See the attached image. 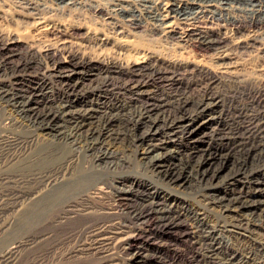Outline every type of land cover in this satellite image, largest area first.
<instances>
[{"label": "bare ground", "instance_id": "6f19581e", "mask_svg": "<svg viewBox=\"0 0 264 264\" xmlns=\"http://www.w3.org/2000/svg\"><path fill=\"white\" fill-rule=\"evenodd\" d=\"M91 2H17L20 18L25 22L30 19L37 27L36 36L51 37L55 43L52 46L54 50L51 47L37 55L32 45L28 44L29 39L34 40L33 36L27 38L9 32L0 37V56L13 58L24 52L30 57H37L34 58L37 62L16 65L8 80H0V102L13 109L32 131L28 141L14 144L13 152L7 155V164L22 168L24 165L58 160L64 148H73L78 144L95 154L94 163L97 164L112 158L114 149L121 148L131 152L139 166L150 172L167 190V193L149 194V199L135 213V217L172 236L174 244L181 246L182 250L169 245L170 249L165 251L170 257H162L160 247L155 248L153 239H147L145 246H140L142 234L120 226L99 229L96 236L101 237L100 244L109 245L115 240L125 254H130L129 264H143L145 261L154 264H264V182L259 179L247 181L242 177L240 168L224 174L226 159L216 157L197 145L198 135L208 132L213 135L217 131L215 126L221 119L224 105L215 87L223 81L222 76L234 79V83L241 77L237 84L257 94L247 106L238 110L239 114L252 106L264 108V0H112L106 8ZM83 11L94 13L97 24L103 23L101 26L111 25L116 36L121 38L131 37V32L140 30L147 20L150 24L147 28L149 37L157 35L195 47L205 55L210 53L212 63L210 67L194 63L184 53L171 57L143 53L138 60L125 61L114 53L113 56L118 58L101 53L103 51H99V57L106 62L98 63L97 59L88 58L75 49L78 45L74 37L79 34V25L77 28L65 17H73L80 22ZM121 25L126 26L130 33L124 31ZM199 25L203 27L198 29ZM96 42L101 47L109 45L106 40ZM253 51L258 55L260 64L251 73L248 59ZM32 68H36L41 76L54 78L65 86V92L45 102L42 110H38V106L44 97L36 92V87L28 94L9 87L23 81L19 72ZM180 69L193 77L192 84L197 87V94L158 98L157 93L162 86L179 84L177 76ZM250 74L256 76L248 77ZM95 77L102 79L100 85L92 87L95 102L83 100L79 107L76 106L72 94L81 90L85 82H95ZM110 84H115L119 93L129 95V103L135 107L143 101L138 109H134L137 110L135 117L126 114V105L108 107L99 103L98 96ZM258 117L260 120L254 127L255 134H250L253 136L249 138L258 139L259 145L264 146V111ZM6 120L12 128V120ZM121 125H125L124 128ZM130 127L136 130L135 133L130 131ZM39 136L46 138L40 140ZM182 142L187 146L184 159L180 157L182 153L175 150ZM241 142L240 138H235L234 147H242ZM169 147L173 148L169 150ZM74 155H67L59 165H54L53 170L47 171L43 176L46 183L40 184L42 188L15 196L16 205L20 200H28L29 207L19 209L22 211L21 218L37 215L72 193L77 196L76 199L83 200L106 197L111 190L118 199L129 194L120 187L123 179L114 186L111 179L101 177V171L95 168L75 177L69 170L64 173V168L73 164ZM193 173L199 181H195ZM66 174L70 176L66 177ZM179 188L200 194V204L196 209H191L178 197ZM210 209L216 210V215L207 213ZM9 228L0 227V234ZM23 244L14 242L9 245L3 252L2 262L10 264Z\"/></svg>", "mask_w": 264, "mask_h": 264}, {"label": "rangeland", "instance_id": "374dc122", "mask_svg": "<svg viewBox=\"0 0 264 264\" xmlns=\"http://www.w3.org/2000/svg\"><path fill=\"white\" fill-rule=\"evenodd\" d=\"M16 1L17 0H0V37L2 36L3 38V36H6L9 32L16 36H24L27 38L33 36V38L35 37L34 40L29 39L30 42H28V44L29 46L32 45L31 47L33 51H35V54H42L43 51L47 49L50 50L52 46L54 47L53 44L55 41L52 40L53 38L45 37L44 35H39L37 37V27L32 24V21L28 19V21L25 22L20 18L21 16L17 11V2L19 0ZM91 1L93 5L99 3L103 6L105 5V8L106 5L108 7V4L112 2V0ZM101 12L105 14V11L101 10ZM82 16L80 22H77L73 17L69 18L65 16L69 22L76 25L77 28L79 25V34L74 37V42L78 45L75 46V49H78L80 53H84L88 58L93 60L97 59L98 63L102 61L106 62V59L102 60V58L99 57V51H103L101 53L108 54V56L111 55L110 57L118 58L119 56L120 59L125 61L138 60L142 57L143 53H151L156 57H171L184 53L183 55L194 63L200 62L206 67H210L212 63L210 53L205 55L204 52H201L195 47L183 45L176 40H171V42L169 39L166 40L157 35L149 37L147 28L150 24L147 20L140 30L131 32V37L124 36L121 38L119 35L116 36L111 25H105L106 27H103L101 26L103 23L97 24L98 19L94 13L83 11ZM199 26L198 29L203 27L202 25ZM124 31L130 33L126 26L124 27ZM100 39L106 40L109 42V45L105 47L99 46L96 41ZM53 47L52 50H54ZM125 48H127L128 52ZM113 53L118 56H113ZM255 54L256 52L253 51L252 56L248 59L251 73H254L252 70L260 64L258 55ZM31 57L24 52L19 53L18 56L13 58L0 56V80H8L10 77L8 75L11 74V70L16 67V65L37 62V60H35L37 57ZM181 70L182 69L179 71L180 77L177 76L179 84L172 87L166 85L162 86L157 93L158 98L166 99L167 97H180L181 95L190 97L197 94V90H195L197 87L192 84L194 80L193 77L185 71L181 72ZM19 73L22 74L23 81L17 86L10 84L11 86L9 87L11 88L13 86L14 89L13 87L11 89L23 94H28V92L36 87V92L44 97L43 101H41L38 106V110H42V106H45L46 103L65 92L63 83H60L54 78L41 76L36 68ZM252 75L254 76V74L247 76L252 77ZM221 79L223 80L221 84L215 87V91L220 95L224 105L221 119L215 126L217 131L213 135L209 132L207 134L198 135L197 145L200 149L209 151L216 157L222 156L226 159L224 174L227 171L240 168V173H243L242 177L247 179V181L249 179H259L264 182V146L259 145L260 142L258 139L249 138L255 134L253 133L256 130L254 127H256L260 120L258 114L264 111V108L263 106H252L249 107L246 112H241L239 114L240 111L238 110L247 106L257 94H255L252 89L240 87L237 84V82L242 80L241 77L240 79L238 78V81L236 80L235 83L234 79L231 80V78L226 76H222ZM94 80L95 82L91 84L85 82L81 90L72 94V100L75 101L76 106L79 107V104H81L83 100L95 102L96 97L92 96V87L100 85L102 79L95 77ZM128 96L127 94L119 93L115 84H110L106 91L100 93L98 99L100 100L99 103L104 104L103 106L126 105V114L130 117H135L134 115H136L137 110L134 109H138V107L143 104V101H139L137 103V105H139L136 106V108L135 105L129 103L130 96ZM15 114L13 109L0 102V227H10L4 234H0V264H4L1 259L3 252L9 245L12 246L14 242H24V244L10 264H129L130 254H125L122 247L118 245L115 240V243L113 241L109 245L105 243L100 244L99 239L101 237L96 236L101 228H112L117 226L124 227L130 232L137 231L140 235L142 234L139 239L140 246H145L147 239H153V242L156 243L155 248L160 247L162 257H170L169 253L165 250L170 249V247H167L169 245L176 246L173 242L174 238L163 234L155 225L149 226L144 223V221L137 220L135 217V213L142 208L149 199V194L155 192L160 194L162 192L167 193V190L162 188L161 183L157 182L158 180H156L150 172H146L139 166L138 161L131 152L122 151L121 148L114 149L112 158L97 163V165L94 163L95 154L86 151L84 149L85 147H82V144H78L79 146L76 145V147L73 148H64L62 151L63 155L58 160L45 162L40 165H24L22 168L17 166L12 167V165L7 164V155H11L13 147L16 144H22L28 141L29 137L32 135L31 129L28 128V123ZM243 114L247 115L244 116ZM7 118L12 120L14 125H12V128L10 124H6L9 122V120H6ZM262 121H264V118ZM3 126L8 129H5ZM124 126L125 125H121L123 128ZM129 129H131L130 131L133 133L136 131L133 127ZM39 137L40 140H45L46 138ZM235 138H240L242 140V147H234L233 140ZM5 141L8 142L5 143ZM178 143L180 142H177V144ZM186 147L187 146L182 142L175 148V150L182 153L180 157L182 156L183 159V155L185 154L184 151L187 150ZM172 148L173 147H169V150ZM72 153L75 154L73 157V164L69 165L68 168H64V173H68L67 171L69 170L75 177L84 175L86 171V173H89L97 169V171H101L100 173L103 175L101 177H106L109 180L111 179L110 181L115 183V185L113 183L114 186L117 185L119 180L123 179L124 182L121 183L122 185H120V187L124 188L129 194L118 199L111 190L106 197L83 200L76 199L77 196L72 193L71 195H66L64 198L60 199V201L50 204L46 207L48 208L47 210L45 208L37 215L28 218L22 216L23 218H21L22 211L20 210L27 208L28 200H24V202L20 200L21 202L19 201V204L16 205V201H14L15 196L27 194L42 188L41 185L46 183L43 176L47 174V171L53 170L52 168H55L54 165H59L58 163L60 161ZM69 176L70 175L66 174V177ZM194 179L195 181H199L196 174ZM219 186H221V182ZM178 191V197H180V199L185 202V205L191 209H196L198 204H200V194H196L187 188H179ZM68 201L72 202L67 203ZM207 213L216 215L217 212L216 210L210 209ZM176 247L179 249L182 248L181 246ZM143 264L154 263L145 261Z\"/></svg>", "mask_w": 264, "mask_h": 264}]
</instances>
